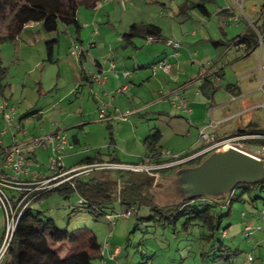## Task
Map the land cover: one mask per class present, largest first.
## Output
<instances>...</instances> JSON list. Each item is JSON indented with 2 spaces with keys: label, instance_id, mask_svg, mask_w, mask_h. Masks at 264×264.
Segmentation results:
<instances>
[{
  "label": "crops",
  "instance_id": "obj_1",
  "mask_svg": "<svg viewBox=\"0 0 264 264\" xmlns=\"http://www.w3.org/2000/svg\"><path fill=\"white\" fill-rule=\"evenodd\" d=\"M117 1L103 0L95 7L92 1H82L78 8L82 26L79 31L62 22L59 30L49 35L42 32L43 42L53 38L59 40L54 63L45 64V45L44 49L40 46L41 55L36 60L31 52L37 41L32 37V31L37 28L38 33L43 29L40 22L27 23L14 40L8 74L0 82V104L7 102L18 111L13 115L15 128L1 136L0 169L4 166L6 149L13 143L22 144L51 134L57 127L69 135L76 148L64 158L67 170L109 162L117 165L161 164L169 160L162 157L164 150L189 157L206 147L200 139L202 129L217 138L232 137L247 128L264 130V39L259 43L257 30L264 31V0H165L160 8L147 5L144 0H126V3L122 2L124 31H118L117 38L113 39L109 32L111 24L121 21V16L116 17L121 9L115 4ZM131 11L136 14L130 15ZM234 18L239 21L233 22ZM136 23L156 24L161 27L164 37L156 42L150 41V37L144 38L148 39V46L142 51L136 37L131 43L124 37ZM252 35L257 36V46H253ZM174 38L180 41L178 49L168 47L164 41ZM102 40L104 46H108L109 54L99 49ZM73 43L85 48L81 59L72 55ZM131 47L135 52L129 51ZM161 60L174 65L171 73L153 69V65ZM112 64L117 66V73L112 70ZM55 65L59 72L56 78L50 77L53 81L48 84L46 74H52ZM124 70L132 73L131 91L118 94L120 86L128 81L120 73ZM210 70L218 73L221 80L211 75ZM94 73L107 74L109 79L100 84L92 77ZM33 74L36 76L32 81ZM177 88L192 106L190 113L170 102L168 95ZM107 99H112L113 105L108 111V120H121L118 118L121 110H129L128 124L135 115H154L158 124L146 138L155 130L160 131L161 138L157 143L164 149L158 152V144L149 146L146 138L140 137L142 151L133 152L127 161L111 155L107 162L101 152L94 157L87 155L89 152L81 148L82 138L76 131L89 121L94 122L100 101ZM3 115L0 113V130L5 129ZM220 120L217 127L210 126L211 122ZM138 125L134 127L137 135ZM69 129L76 130L72 138L67 132ZM112 143L116 144L115 141ZM51 154L50 149L41 146L35 153H27L39 179L51 178ZM156 176L160 177L158 173ZM156 176L149 175L155 179ZM22 178L33 180L30 176ZM78 179L81 180L82 175ZM113 188H117L118 193L123 189L120 190L116 182ZM8 192L14 198L23 196L15 189ZM44 193L36 197L37 194L30 191L31 204ZM80 195L86 201L85 193L80 192ZM3 212L0 210V241L5 236ZM99 259L103 264V258ZM6 261L5 258L2 264Z\"/></svg>",
  "mask_w": 264,
  "mask_h": 264
},
{
  "label": "rangeland",
  "instance_id": "obj_2",
  "mask_svg": "<svg viewBox=\"0 0 264 264\" xmlns=\"http://www.w3.org/2000/svg\"><path fill=\"white\" fill-rule=\"evenodd\" d=\"M144 1L147 2V5L159 8L165 3V0ZM124 3L126 2L124 1ZM115 4H118L119 8H121L119 10L120 14L116 16H121V21H113L111 24L112 27L109 29V32L113 39L117 38L116 34L118 31H124L122 2L117 1ZM129 13L130 15L133 13L136 14L134 11ZM10 17L11 15L8 13L6 18L0 22L1 33L6 32ZM60 25L61 27L63 26L61 23ZM105 25L108 24L106 23ZM36 30L37 28L32 31V37L37 41L31 51L35 55V60L41 55L39 50L40 46L44 49V45L47 44L46 41L43 42V40H41V33L43 32L45 35L50 34V32H45L44 28L38 33H36ZM136 40L141 44L139 46L142 48V51L145 49L144 46H148V39L145 40L144 38L136 37ZM14 44V40H7V42L0 46V54H2L4 67H8L11 64ZM104 44L105 41L102 40V42L98 44L99 49L106 50V53L109 54V48L108 46H104ZM116 47H118V44L115 45L114 48ZM129 51L135 52V49L131 47ZM53 68V76L52 74H46L45 80L48 84H51V81H53L50 77L56 78L59 72L58 65H55ZM65 69L64 66V70ZM35 76L36 74H33L30 80L33 81ZM128 111L129 110L118 111V118L121 119V114H126ZM128 119L130 118L125 117L116 122L108 119L102 121V119H99L98 114V116L93 119L94 122L89 121V124L81 126L77 131L69 129L67 132L71 135V138L75 135V131L81 135V148L89 152L87 154L89 156L94 157L97 153L101 152L100 154H102L105 161H107L111 155L119 157L122 161H127L130 154L136 151H142L143 145H141L140 141L142 140H140V137L141 139L146 138V136L152 132V127L158 124L156 117L151 114L148 117L135 115L129 124L127 123ZM135 124H139L136 129L139 135L134 132ZM261 135L263 138L264 135ZM112 141H115L117 145H114ZM103 144L106 145L102 146ZM250 144L253 145V150L256 152H259V150L264 147L263 143L256 144L250 141ZM163 149V145L159 143L158 152ZM208 155L209 153L183 166L191 167L199 163L201 164ZM179 167H170L151 172H133L126 168H109L107 170L98 168L96 170L93 169L91 171L82 172V174H80L82 175L81 181L91 180L92 184H96L97 182L98 184H102L106 182L109 186L106 184L107 186H105V188H107V190L111 188L112 190L109 194L111 196L110 200L95 201L99 203L96 210L95 208L91 209L88 207V204L84 203L83 200L85 197H82L80 192L76 190L73 191L69 197H65L60 191H55L52 194L44 195L39 200L32 202L31 205L36 211H43L46 216L54 219L57 225L64 231L80 232L84 229H88L97 235V240L103 247L105 246L104 243L107 241L112 244L110 252H113L116 246H120V254L117 255L116 259L112 261L109 257L105 256L109 264H264V234L257 229L259 227H264V218L259 216L260 213L264 211V189L259 188L246 192L239 186L233 194L235 197L234 202H232V199L228 196L222 197V199L198 197V204L203 206L209 203H215L217 205L215 209L217 216L222 217V215H224L221 230L215 232L214 237L208 241L205 237L209 234L210 230L202 225H195V227L187 230L182 227V224H178L175 227L173 224L161 221L157 217L152 220L141 219L143 216L151 218L152 214L146 206L139 209V206L132 207L127 203L124 204L120 202V195H122L121 191L118 193L117 188H113L115 182L120 190L127 186L135 187L142 179L149 178L151 174L152 176H156V173H158L159 175L165 176V174L174 173ZM154 182H156L155 178L153 179V183ZM138 187L140 188L141 186ZM147 188L148 187L142 186L140 189L144 191L147 190ZM86 192V196L90 197L96 193L92 192V190ZM95 197L96 199H100L97 196ZM166 198L168 199V197ZM92 200L94 199L92 198ZM129 208L133 210L131 218L124 219L116 216L117 214H124ZM100 210L103 211L101 215L97 212ZM108 215H113L115 217L117 221L115 225L111 224ZM250 222L255 225L256 229L253 235L248 237L245 232L246 226ZM225 229H227V232L222 238ZM221 240H224L227 244V249L224 250V253L226 255L230 254L231 257L230 259H222L217 262L216 257L224 253H221L214 246L220 244L219 242ZM66 247L68 250L69 247ZM62 249L65 253L66 248L63 246ZM252 255L254 259L251 263H248L247 261ZM96 263L102 264V260L97 259Z\"/></svg>",
  "mask_w": 264,
  "mask_h": 264
},
{
  "label": "trees",
  "instance_id": "obj_3",
  "mask_svg": "<svg viewBox=\"0 0 264 264\" xmlns=\"http://www.w3.org/2000/svg\"><path fill=\"white\" fill-rule=\"evenodd\" d=\"M82 1H92L95 7L103 0H0V22L6 18L8 13L11 15L10 21L7 23L6 32H0V46L7 42V40H15L21 31L24 30L26 24L34 21L40 22L47 33L59 30L60 23L62 22L75 27L76 31H79L82 26L78 20V8ZM202 7L205 8V6ZM150 36H154L159 40L164 37L161 27L154 23H136L128 33H124V37L130 43L135 37L148 38ZM256 37L257 36L254 35L251 37L253 44H255L253 46H257ZM57 44H59L57 38H53L45 44V50L47 52V58L44 61L45 64L56 62L55 47ZM79 58L81 59V57ZM8 71L9 68L4 67L2 54H0V82L8 74ZM84 75L88 78L85 72ZM237 134L264 135V130L261 129L257 131L252 128H247L245 130H239L233 135ZM159 138H161V132L155 130L150 137L146 138L145 142L149 146H156ZM249 141L255 142L256 144L263 143L264 145V137ZM171 174L172 173L165 174V176L160 175L154 183V178L149 177L142 179L135 187H124V189L121 190V202L124 204L127 203L132 207L139 206V209L146 206L152 214L151 218L143 216L141 219L152 220L157 217L161 221L173 224L175 227L178 224H182V227L187 230L195 227V225H202L210 230L205 238L208 241L211 240L214 237V233L221 230L224 215H222V217L217 216L215 212L217 205L215 203L201 206L197 203V198H195L194 201L182 202L180 205H171L169 200H167L165 195L161 192V189L165 188L163 181ZM78 178L79 177L68 183H61L54 189L45 192L44 195L60 191L65 197H69L75 190L81 193L92 190V192L96 193L90 197L86 196V192V201H84V203L88 204V207L91 209L95 208V210L99 205L97 200L108 201L111 199L109 194L112 190L111 188L108 190L105 188V186L108 185L106 182L102 184H98V182L92 184V181H81ZM138 186H145L148 188L143 191L140 189L141 187L139 188ZM240 186L246 192L253 189H264V179L260 184H240ZM233 194L234 192L228 196L232 199V202H234L235 199ZM95 196L100 199H96ZM92 198L94 200H92ZM97 212L100 215L103 214L102 210ZM225 231H227V229H225L224 232ZM223 237L222 234V238ZM219 243L220 244L214 247L221 253H224V250L227 249V244L224 240H221ZM65 245L69 247L68 250ZM63 246L66 248L65 253L62 249ZM9 248V252L5 257L7 259V264H97L96 260L102 257L101 250L103 249V245L99 243L97 235L92 231L88 229H84L80 232L64 231L57 225L54 219L46 216L43 211H36L35 208L29 204L20 215L19 224L15 230V237ZM230 257V254L226 255L224 253L216 257V261L219 262L222 259H230Z\"/></svg>",
  "mask_w": 264,
  "mask_h": 264
},
{
  "label": "built area",
  "instance_id": "obj_4",
  "mask_svg": "<svg viewBox=\"0 0 264 264\" xmlns=\"http://www.w3.org/2000/svg\"><path fill=\"white\" fill-rule=\"evenodd\" d=\"M111 1H117V0H111ZM121 2H124L126 0H118ZM239 21V18H234L232 20ZM258 30V41L259 43L263 42L264 39V31ZM150 41H159V39L155 38L154 36H150ZM165 43L168 45V47L176 48L178 49L180 47V41L174 39H165ZM72 55L75 57L82 56L86 51L85 48L82 46L76 45L73 43L72 46ZM174 68V65L172 63H169V61L161 60V62H158L153 65V69L155 71H165L171 73ZM112 70L117 73V66L115 64H112ZM122 77L127 79V83H124L120 86V88L117 90L118 94L120 93H130V88L132 86L130 80L132 79V73L124 70L120 72ZM211 75H215L218 77V80H221V76L218 73L213 72L210 70ZM98 83L105 84L106 81L109 79L107 74H99L94 73L92 76ZM204 80L201 79L200 82ZM168 98L170 102L176 107L183 108V110L186 113H190L192 110V106L187 102L186 98L184 97V94L182 93L181 89L177 88L175 91H173L171 94L168 95ZM99 119H102V121H105L108 119V111L113 107L112 105V99L101 100L99 103ZM18 109L16 106H9L7 102H2L0 104V113L4 114V123H5V129L0 130V145L3 143L2 137L7 132L13 130L15 128L14 123V114L17 113ZM127 113H122L120 117L125 118L127 117ZM222 120L219 122H211L210 126L217 127ZM262 135H254V134H247V135H233L232 137H219L217 138L212 133L208 132L206 129L201 130V136L200 139L206 144L205 149H203L200 152H197L193 154L192 156L185 157L181 155H174L170 152V150H164L162 153V157H167L169 160L165 161V163H156L151 165H131V164H123V165H117V163H97L93 166H82V168H72L68 169L66 167V163L64 162V158L67 155V153L71 150L76 149L74 147V144L70 141L69 135L66 134L60 127H57L55 131H53L51 134H44L40 135L39 137H36L34 139H31L29 141H26L25 143L19 144L18 142L13 143L10 147L6 149L7 156L4 159V166L0 169V210H3L4 212V220L6 221L5 226V236L0 241V264H2V261L6 257V255L9 252V247L14 240L15 237V230L17 225L19 224V218L22 212L31 204L32 199H30L29 192L36 193V197H39L42 192L50 191L51 189H54L56 186L60 185L61 183H68L69 181L74 180L75 178L79 177L80 174L84 171H91L96 170L98 168L107 170L109 168H117V169H123L126 168L128 170H131L133 172L137 171H144V172H151L155 170H163L165 168H176L179 166H183L184 164L190 163L192 160L196 158H202L206 154H210L211 152H218L220 150L230 149L233 147H237L238 149H241V151L246 153H251L253 155H256L259 158L264 157V147L259 150V152H256L253 150V145L250 144L249 140H258L261 139ZM43 147L46 149L51 150L50 155V173L51 178H46V180L39 179V175L32 170V162L27 157V153H35L39 147ZM30 176L33 178V180H23L22 177ZM159 178V176L156 177L155 181ZM34 185V188H31V186ZM18 190L21 195H23L20 198H14L10 195L8 192L9 190ZM34 197V198H36ZM16 201V202H15ZM133 215L132 208H129L127 211H125L124 214L116 215L119 218H131ZM260 217L264 218V211H262L259 215ZM108 219L111 222L112 225H115L117 222L115 217L113 215H108ZM255 225L251 222L247 224L246 226V232L245 234L248 237H251L253 235V232L255 231ZM260 231L264 230V227L257 228ZM225 231L223 235L226 233ZM105 246L101 250V256L103 258V264H109L108 261H106V257H109L110 260L113 261V259L117 258V255L120 253L121 248L117 247L113 250V252H110L112 249V244H110L108 241L104 243ZM254 259V256H250L248 263H251Z\"/></svg>",
  "mask_w": 264,
  "mask_h": 264
},
{
  "label": "water",
  "instance_id": "obj_5",
  "mask_svg": "<svg viewBox=\"0 0 264 264\" xmlns=\"http://www.w3.org/2000/svg\"><path fill=\"white\" fill-rule=\"evenodd\" d=\"M264 179V157L233 147L211 152L200 164L181 166L165 179L161 189L171 205L198 197L222 199L240 184H260Z\"/></svg>",
  "mask_w": 264,
  "mask_h": 264
}]
</instances>
